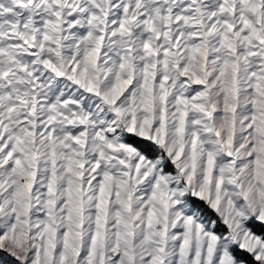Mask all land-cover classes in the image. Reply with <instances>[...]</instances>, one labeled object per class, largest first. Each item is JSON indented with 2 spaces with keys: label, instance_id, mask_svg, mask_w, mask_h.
Listing matches in <instances>:
<instances>
[{
  "label": "snow or ice",
  "instance_id": "6c2138e0",
  "mask_svg": "<svg viewBox=\"0 0 264 264\" xmlns=\"http://www.w3.org/2000/svg\"><path fill=\"white\" fill-rule=\"evenodd\" d=\"M0 264H264V0H0Z\"/></svg>",
  "mask_w": 264,
  "mask_h": 264
}]
</instances>
